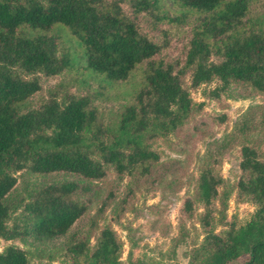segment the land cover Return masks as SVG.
<instances>
[{
    "label": "trees",
    "instance_id": "1",
    "mask_svg": "<svg viewBox=\"0 0 264 264\" xmlns=\"http://www.w3.org/2000/svg\"><path fill=\"white\" fill-rule=\"evenodd\" d=\"M256 1L131 0L135 13L156 10L158 20L194 18L184 67L176 72L174 65L154 60L160 45L139 30L119 0H0V240L64 236L86 210L74 199L79 183L62 181L37 190L23 205L22 221H10L5 198L18 171L99 179L112 166L119 175H147L159 160L150 142L177 129L192 111L182 82L186 70L192 87L217 80L214 98L230 86L264 97V29L251 11ZM58 27L80 49L78 60L48 34ZM143 63L132 101L107 121L87 95L59 99L49 93L39 106H26L41 89L40 74L55 76L77 66L116 82ZM238 167V196L250 200L255 212L244 225L216 233L212 203L221 179L202 170L195 196L204 208V241L189 264H264V162L243 145ZM192 209V198H186L184 210ZM67 249L73 264H121V245L110 228L100 231L89 252L85 241L71 240ZM0 264H29L28 255L9 245L0 251Z\"/></svg>",
    "mask_w": 264,
    "mask_h": 264
},
{
    "label": "rangeland",
    "instance_id": "2",
    "mask_svg": "<svg viewBox=\"0 0 264 264\" xmlns=\"http://www.w3.org/2000/svg\"><path fill=\"white\" fill-rule=\"evenodd\" d=\"M262 1L254 2L251 11L255 22H260L264 29ZM119 2L139 30L160 45L154 60L172 64L179 72L184 67L194 18L158 20L156 10L135 13L131 0ZM48 34L56 35L61 49L70 51L72 59L78 60L80 49L63 29L53 28ZM144 67L145 63L139 65L126 80L116 82L77 66L55 76L40 74L41 89L29 98L26 106H39L49 93H56L59 99L65 94L87 95L107 121L114 110L132 101ZM182 82L190 93L192 111L177 129L150 142L159 160L151 165L147 175H119L112 166H106L105 176L99 179L69 173L16 172L17 183L5 198L11 210L10 221H22L23 205L37 190L62 181L79 183L81 189L74 199L84 202L86 210L64 236L41 241L30 237L0 240V251L12 245L26 251L29 264H73L68 242L85 241L89 252L100 231L110 228L121 245V264H189L192 255H200L204 241V208L195 196V182L202 170L221 179L212 203L214 231L224 234L232 225H244L256 206L238 196V164L243 145L253 147L264 162V97L230 86L214 98L210 93L219 82L213 79L192 87L190 70L185 71ZM186 198L193 200L190 213L184 210Z\"/></svg>",
    "mask_w": 264,
    "mask_h": 264
}]
</instances>
